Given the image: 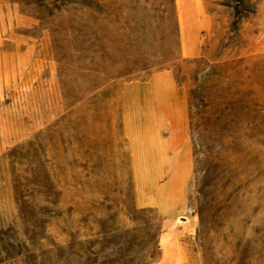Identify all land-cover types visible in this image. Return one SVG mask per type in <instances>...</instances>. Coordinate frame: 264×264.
<instances>
[{
  "label": "rangeland",
  "instance_id": "1",
  "mask_svg": "<svg viewBox=\"0 0 264 264\" xmlns=\"http://www.w3.org/2000/svg\"><path fill=\"white\" fill-rule=\"evenodd\" d=\"M0 264H264V0H0Z\"/></svg>",
  "mask_w": 264,
  "mask_h": 264
},
{
  "label": "bare ground",
  "instance_id": "2",
  "mask_svg": "<svg viewBox=\"0 0 264 264\" xmlns=\"http://www.w3.org/2000/svg\"><path fill=\"white\" fill-rule=\"evenodd\" d=\"M183 217H184V216H183ZM185 219H186V218H185ZM177 220H178V219H177ZM178 222H179V223H183V222H181L180 220H178Z\"/></svg>",
  "mask_w": 264,
  "mask_h": 264
},
{
  "label": "crops",
  "instance_id": "3",
  "mask_svg": "<svg viewBox=\"0 0 264 264\" xmlns=\"http://www.w3.org/2000/svg\"><path fill=\"white\" fill-rule=\"evenodd\" d=\"M139 200H141V198L139 197Z\"/></svg>",
  "mask_w": 264,
  "mask_h": 264
}]
</instances>
